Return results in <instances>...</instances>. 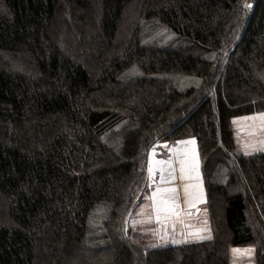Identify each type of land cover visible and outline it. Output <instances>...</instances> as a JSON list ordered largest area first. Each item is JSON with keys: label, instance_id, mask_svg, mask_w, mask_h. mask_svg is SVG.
<instances>
[{"label": "trees", "instance_id": "1", "mask_svg": "<svg viewBox=\"0 0 264 264\" xmlns=\"http://www.w3.org/2000/svg\"><path fill=\"white\" fill-rule=\"evenodd\" d=\"M261 112L264 0H0V264H264V151L235 131ZM186 140L211 236L141 245L151 152Z\"/></svg>", "mask_w": 264, "mask_h": 264}, {"label": "crops", "instance_id": "2", "mask_svg": "<svg viewBox=\"0 0 264 264\" xmlns=\"http://www.w3.org/2000/svg\"><path fill=\"white\" fill-rule=\"evenodd\" d=\"M262 113L264 112H261L259 114L255 113L252 115H261ZM242 117H239L235 120L237 149L240 148L238 138L241 139V136L237 133L238 131L236 122L238 119H242ZM244 134H248V130L244 131ZM155 147L153 148L150 155V162L153 164V172L150 173L148 169V182L145 189L146 195L148 197V200L144 204L148 208L147 215H149V217L147 218V221L150 220L151 223H157L160 225L168 224L169 226L175 224L174 231L179 232L181 230L183 234L176 235L175 237L169 235L173 238L192 239L188 241H198L209 238L211 236V229L209 225V211L207 208L206 192L204 188V181L201 172V163L197 151V146L193 141L186 140L179 142H161L156 144ZM252 153L256 152L252 151L251 148H248L244 150V153L242 154ZM181 160L187 161V163L185 164V171L183 173L181 172ZM159 162L164 163L161 164ZM193 162H195L198 167L195 170H190V165ZM162 176L163 183L161 181ZM185 185H196V188L194 190L195 199L185 196ZM158 187L176 188V203L178 205V210L181 212V215L179 217H173L172 219H169L167 221H165L163 218L161 220H157L155 218V212L152 208L153 201L151 197ZM142 198L143 196L141 197V199ZM185 224H188V226H186ZM160 237H162V235ZM176 243L179 242H174L173 244ZM252 260L253 259H251V262ZM242 263L244 264V262ZM252 263L256 264V259L253 260Z\"/></svg>", "mask_w": 264, "mask_h": 264}, {"label": "rangeland", "instance_id": "3", "mask_svg": "<svg viewBox=\"0 0 264 264\" xmlns=\"http://www.w3.org/2000/svg\"><path fill=\"white\" fill-rule=\"evenodd\" d=\"M236 127L238 135L240 134L241 136V139L238 138L240 144V148H238L239 153H244V150L248 148H251L254 152L264 151V113L261 115L242 117V119L237 120ZM246 130H248V134H244V131ZM142 196L143 198L141 199ZM142 196L140 197L141 200H137L139 203L136 202L137 204L132 208L129 216L128 222L130 221V223H128V229H131L129 232L131 237L137 239L141 245L143 244L147 246H163L174 242L182 243L184 241L192 240L171 237L183 234L181 230L179 232L174 231L175 224L169 226L168 224L160 225L157 223H151L150 220L147 221V218L149 217V215H147L148 208L144 204L148 200V197L146 192L143 193ZM93 224H95V227L97 226L96 223ZM185 225L188 226V224ZM93 229L94 231L90 232L89 239L91 241L93 240V237H96V232H100L99 229ZM161 235L162 237H160ZM136 236L138 237L136 238ZM237 249L240 251H234ZM251 259H256L255 245L242 246V248L234 247L231 249V264H243L242 262H244V264H253V260L251 262Z\"/></svg>", "mask_w": 264, "mask_h": 264}, {"label": "snow or ice", "instance_id": "4", "mask_svg": "<svg viewBox=\"0 0 264 264\" xmlns=\"http://www.w3.org/2000/svg\"><path fill=\"white\" fill-rule=\"evenodd\" d=\"M163 164L164 162H159ZM187 161L181 160V172L185 171V164ZM198 166L193 162L190 165V170H195ZM163 171V170H162ZM149 172H153V164H149ZM163 183V176L161 177ZM195 188L196 185H185L184 193L186 197H191L195 199ZM191 189V191H190ZM153 203L152 208L155 212V218L161 220L162 218L167 221L173 217H179L181 212L178 210V205L176 203V188L174 187H158L151 197ZM239 252L240 250H234Z\"/></svg>", "mask_w": 264, "mask_h": 264}]
</instances>
